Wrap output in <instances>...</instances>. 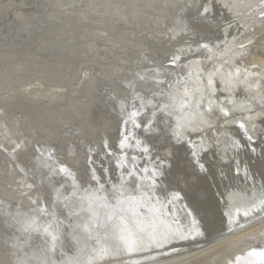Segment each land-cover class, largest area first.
<instances>
[{
    "label": "rangeland",
    "instance_id": "1",
    "mask_svg": "<svg viewBox=\"0 0 264 264\" xmlns=\"http://www.w3.org/2000/svg\"><path fill=\"white\" fill-rule=\"evenodd\" d=\"M129 1L0 0V264H28L29 258L38 256L37 248L39 250L41 243L36 230L52 237V248L57 241L64 245L65 250L56 257L57 261L60 262L65 253L74 254L72 245L65 241L68 239L61 231L56 241V227L52 222L59 220L58 217L62 218L60 224L76 222L59 215L57 206L62 200L57 199V193H70L79 186L78 182L95 186L92 193L96 194L102 186L111 188L122 176L132 189H136V185L146 178L145 184L152 186L150 191H141L149 198L147 205L158 203L160 209L169 214L180 208L184 217L182 220L190 224L189 233L181 236L183 241L194 240L202 227L194 219L189 198L182 189L189 197H194L197 191H210L212 183L219 185L221 193L227 195L226 207L230 203L228 196L233 192H264V187L256 185V179L247 168L250 159L248 153L254 154L251 148L257 147L263 158L254 160L256 164L253 167L260 168L264 174V85L256 90L239 82L250 77L249 82L258 78L264 83V0L256 2L252 9L243 7L247 0ZM208 44L211 47L218 44L221 50L217 52L221 53L212 54ZM176 50L180 51L179 54ZM218 60L222 63L220 66ZM205 68L211 76L209 88L200 86L203 80L199 78L206 76ZM245 69L255 72L245 77ZM232 72L235 74L229 78L232 82L226 85L224 75ZM252 75L256 77L252 79ZM197 79L199 81L195 82ZM194 82L196 86L199 85L195 92L210 91V98H213L208 102L207 96H202L197 101V107H200L193 109L203 114H195L194 111L187 113L186 110L188 107V110L192 109V104L187 105L184 101L188 99L191 102L193 99L187 88L190 86L193 89L190 84ZM211 85L214 92H211ZM172 88L176 89V93ZM181 89L183 92L179 93ZM230 98H235L243 106L235 105L234 101L227 102ZM223 105L227 108H223ZM135 106H148L153 111L149 112L151 116L147 118L143 115L142 122L137 123L139 130L135 129L138 119ZM124 110L132 113L130 119L122 115ZM233 118L241 119L244 123L251 119L253 128L242 131L240 126H234ZM247 134L252 135L255 144L248 145L245 139ZM130 137L136 140L137 147L128 151L126 144L130 142ZM144 141H147L145 146ZM185 141L189 155L181 157L185 152L182 150ZM243 141L247 144V150L245 147L242 149L246 145ZM127 145L130 146L129 143ZM206 148H210L208 155H214V158L206 168V174H203L200 170L204 164L201 156ZM136 149L142 150L147 157L144 160L140 158ZM153 152L169 158L180 156L173 163L171 173L168 163H156L150 159ZM141 160L143 164L135 168ZM62 166L65 168L63 171ZM65 170L73 173L77 180ZM247 176L251 183L247 186L245 182L243 185L248 188L234 187L238 180ZM52 185L55 189L59 187L58 191L56 189L55 192ZM215 201L216 198L208 192L201 207L203 212L210 214L211 224L214 223V213L221 211ZM53 206L56 213H53ZM20 210H26L30 216L38 214L37 223L28 224L24 218L19 222L16 216ZM37 211L42 212L39 214ZM96 217L93 216L91 220L94 221ZM261 219L258 217L246 224ZM135 232L139 233L140 230ZM251 236L243 235L224 242L225 237H222L218 246H211L191 256L186 255L187 252L196 249L167 246L171 238H165L156 247L150 245L152 249L146 245L142 256L119 253L112 257L102 256L94 262L80 261L75 264H215L227 252L250 241ZM29 244L36 245L32 247ZM150 250L154 253L145 254ZM223 251L224 254L221 253ZM36 263H39L37 259L31 264Z\"/></svg>",
    "mask_w": 264,
    "mask_h": 264
},
{
    "label": "bare ground",
    "instance_id": "2",
    "mask_svg": "<svg viewBox=\"0 0 264 264\" xmlns=\"http://www.w3.org/2000/svg\"><path fill=\"white\" fill-rule=\"evenodd\" d=\"M129 1V0H128ZM131 2H140V0H130ZM129 1V2H130ZM197 1V0H196ZM201 1V0H200ZM198 1V2H200ZM210 1V0H209ZM263 0H247L245 5L243 7H249V9L253 8L256 5V2H261ZM173 2V1H172ZM171 2V3H172ZM202 2V1H201ZM204 2V1H203ZM214 2V1H213ZM202 4V3H201ZM229 4V2H228ZM194 5V4H193ZM203 5V4H202ZM207 6V3L205 4ZM210 5V2H209ZM226 5V4H225ZM231 5V4H230ZM230 5H227L231 8ZM190 6V5H189ZM194 7V6H193ZM200 7V5H199ZM222 7V6H221ZM204 8V7H203ZM242 8V6H241ZM240 8V9H241ZM225 9V8H223ZM244 9V10H245ZM248 9V8H247ZM263 9V8H262ZM202 10V9H200ZM227 10V9H226ZM232 10V9H231ZM208 11V10H207ZM220 11V10H219ZM217 12V11H216ZM206 13V12H205ZM220 13V12H219ZM183 15V14H182ZM205 15V14H204ZM186 16V15H185ZM255 16H257V13L255 12ZM232 17V16H231ZM177 18V17H176ZM226 18V17H225ZM224 18V19H225ZM184 19V18H183ZM182 20V19H181ZM212 21V20H211ZM227 21V20H226ZM180 22V21H178ZM184 23V21H182ZM191 22V21H190ZM195 22V21H194ZM213 22V21H212ZM186 23V22H185ZM219 23V22H218ZM181 25V24H180ZM218 25V24H217ZM244 26V25H243ZM214 28V26H213ZM217 30V29H216ZM213 32V31H212ZM190 33V32H189ZM196 34V33H195ZM191 35V34H190ZM206 35V34H205ZM204 35V36H205ZM210 35V34H209ZM172 36V34H171ZM191 37V36H190ZM203 38V36H202ZM173 39V38H172ZM175 39V38H174ZM177 39V38H176ZM201 40V39H200ZM203 40V39H202ZM206 40V37L204 39V41ZM210 40V39H207ZM191 41V40H190ZM203 41V42H204ZM201 41H199L200 43ZM178 43V42H177ZM212 44V43H211ZM241 44V43H240ZM179 45V44H178ZM189 46V44H187ZM215 45V44H214ZM216 46L211 47L208 44V47L210 49V52L212 54L215 55V53L217 52L218 49L221 50L220 47H218V44H216ZM234 47V46H233ZM184 48V47H183ZM185 49V48H184ZM197 49V48H195ZM206 49V48H205ZM208 49V48H207ZM181 50V49H180ZM186 50V49H185ZM184 50V51H185ZM192 50V49H191ZM219 50V51H220ZM177 51V50H176ZM175 51V53H176ZM207 51V50H206ZM205 51V52H206ZM209 51V50H208ZM227 51V50H226ZM230 51V50H229ZM235 51V50H234ZM174 52V51H173ZM172 52V53H173ZM178 52V51H177ZM180 52V51H179ZM178 52V54H179ZM195 52V51H194ZM201 52V51H200ZM204 52V53H205ZM225 52V51H224ZM236 52V51H235ZM184 53V52H183ZM197 53V52H196ZM195 53V54H196ZM209 53V52H207ZM206 53V54H207ZM218 53V52H217ZM221 53V52H220ZM218 53V54H220ZM229 53V52H228ZM162 54V53H161ZM182 54V53H180ZM194 54V55H195ZM198 54V53H197ZM232 54V53H231ZM238 54V52H237ZM193 55V56H194ZM223 55V54H222ZM170 56V55H168ZM201 56V55H200ZM177 57V56H176ZM183 57V56H182ZM204 57V55H203ZM207 57V56H206ZM224 57V56H222ZM226 57V55H225ZM229 56H227L226 58H228ZM202 58V57H201ZM230 58V57H229ZM154 59V58H153ZM187 59V58H186ZM208 59V58H206ZM221 59V58H220ZM234 59V58H233ZM236 59V58H235ZM244 59V58H243ZM242 59V60H243ZM155 60V59H154ZM166 60V59H165ZM174 60V59H173ZM182 60V59H181ZM180 60V61H181ZM188 60V59H187ZM186 60V61H187ZM190 60V58H189ZM200 60V59H199ZM213 60V59H212ZM217 60V59H215ZM214 60V61H215ZM227 60V59H226ZM232 60V59H231ZM171 61V60H170ZM179 61V64H180ZM185 61V62H186ZM244 61V60H243ZM253 61V60H252ZM159 62V61H158ZM157 62V63H158ZM184 62V61H183ZM198 62V60H197ZM161 63V62H160ZM200 64V62H198ZM219 63V60H218ZM232 63V62H231ZM247 63V62H246ZM178 64V63H177ZM181 64H183L181 62ZM188 64V63H186ZM210 64V62H209ZM212 64V63H211ZM222 64V63H221ZM220 63L218 64L219 66L221 65ZM229 64V63H228ZM227 64V65H228ZM208 65V64H207ZM254 65V64H253ZM236 66V65H235ZM242 66V65H241ZM151 67V66H150ZM156 67V66H155ZM171 67V66H170ZM177 67V66H176ZM181 67V66H180ZM183 67V66H182ZM203 67V66H202ZM207 67V66H206ZM224 67V66H223ZM263 67V66H262ZM174 68V67H173ZM173 68H170L171 70ZM208 68V67H207ZM214 68V67H213ZM222 68V67H221ZM225 68V67H224ZM231 68V67H230ZM156 69V68H155ZM160 69V68H159ZM169 69V68H168ZM175 69V68H174ZM173 69V70H174ZM183 69V68H182ZM202 69V68H201ZM200 69V70H201ZM206 69V68H205ZM232 69V68H231ZM241 69V68H240ZM244 69V68H243ZM242 69V71L244 72V70ZM249 69V68H248ZM252 69V68H251ZM157 70V69H156ZM178 70V69H177ZM180 70V69H179ZM208 69H206V72L204 73L206 76L204 78H199L200 80H203L202 86L203 88L205 86H208L209 88V83L211 84V76L209 75L210 72L207 71ZM215 70V69H214ZM230 70V69H229ZM247 69H245V73L244 76L246 77L247 74H252V70L251 71H246ZM170 71V70H169ZM191 71V70H190ZM232 71V70H230ZM241 71V72H242ZM134 72V71H133ZM142 72V71H140ZM146 72V71H145ZM154 72V70H153ZM164 72V71H163ZM171 72V71H170ZM214 72V71H212ZM211 72V73H212ZM216 72V71H215ZM234 72V70H233ZM229 73V75L226 76L224 75V78L226 79V85H229V83L232 82L231 79H229L230 77L234 76V73ZM240 72V73H241ZM257 72V71H256ZM259 72V71H258ZM135 73V72H134ZM173 73V72H172ZM175 73H180V72H176ZM184 73V72H183ZM194 73V72H193ZM225 73V72H224ZM223 73V74H224ZM228 73V72H227ZM130 74V73H129ZM187 74V73H186ZM185 74V75H186ZM196 74V73H195ZM199 74V73H198ZM257 74V73H256ZM135 75V74H134ZM161 74H159L160 76ZM163 75V74H162ZM175 75V74H174ZM177 75V74H176ZM183 75V74H182ZM193 75V74H192ZM200 75V74H199ZM258 75V74H257ZM262 75V74H261ZM258 75V76H261ZM137 76V75H136ZM156 76V75H154ZM153 76V78H154ZM173 76V75H172ZM171 76V77H172ZM194 76V75H193ZM197 76V74L195 75ZM251 76V75H249ZM255 76V75H254ZM254 76L252 75V79L254 78ZM124 77V76H123ZM148 77V76H147ZM176 77V76H175ZM180 76H178L179 78ZM198 77V76H197ZM256 77V76H255ZM138 78V76H137ZM149 78V77H148ZM152 78V77H151ZM161 78V76H160ZM206 78V79H205ZM132 79V78H131ZM130 79V80H131ZM150 79V78H149ZM159 79V78H158ZM182 79V76H181ZM180 79V80H181ZM185 79V78H184ZM199 79L194 80L199 81ZM249 79H251L250 77H248V79L243 78V80L239 81L241 84L245 85L246 87L249 88H256V90L260 87H262V85H264V83L261 80H257L254 82H249ZM160 80V79H159ZM168 80V79H166ZM173 80V79H171ZM234 80V79H233ZM132 81V80H131ZM130 81V82H131ZM140 81V80H139ZM144 81V80H143ZM149 81V80H148ZM154 81V80H153ZM178 81V80H177ZM121 82V81H120ZM134 82V81H133ZM138 82V81H137ZM155 82V81H154ZM170 82V80H169ZM168 82V83H169ZM172 82V81H171ZM192 83L190 84L191 86H193V89H191V87L189 86L187 89H189V91H187L188 93H190L193 99L184 101L185 103L187 102V105L192 104V109H190L188 107L187 113H191V112H195V114H203L202 111H197L198 109H193L195 107L198 106L197 101L201 100L202 96H207V101L209 102L211 99L210 98L211 94L210 91L209 92H195L194 89H196V87H199V85L196 86V84ZM142 83V82H141ZM145 83V82H144ZM153 83V82H152ZM134 84V83H133ZM139 84V83H138ZM162 84V83H161ZM185 84V83H184ZM158 85V84H157ZM143 86V85H142ZM145 87V84H144ZM142 87V88H144ZM176 87V86H175ZM211 92H214V86L211 85ZM105 88V87H104ZM149 88V87H148ZM162 88V87H161ZM166 88V87H165ZM249 88V89H250ZM175 89V88H172ZM191 89V90H190ZM105 90V89H104ZM107 90V89H106ZM184 90V89H183ZM103 91V90H102ZM135 91V90H134ZM173 91V90H172ZM179 91V90H178ZM113 92V91H112ZM130 92V91H129ZM176 93V89L173 91ZM182 89L179 91V93H182ZM258 92H260L258 90ZM120 93V92H119ZM146 93V92H145ZM157 93V92H156ZM193 93H196L195 95ZM252 93V92H251ZM255 93V91H254ZM132 94V93H131ZM141 94V93H140ZM139 94V95H140ZM103 95V94H102ZM134 95V94H133ZM150 95V94H149ZM187 95V94H186ZM188 96V95H187ZM259 96V95H258ZM107 97V96H106ZM117 97V96H116ZM137 97V96H136ZM141 97V96H140ZM148 97V96H147ZM110 98V97H109ZM139 98V97H138ZM149 98V97H148ZM128 99V98H127ZM166 99V98H165ZM235 98H230V100H228L227 102H231L234 101L235 105L237 106H243V104H241V102H236L234 100ZM250 99V98H249ZM248 99V100H249ZM136 100V99H135ZM145 100V99H144ZM93 101V100H92ZM125 101V100H124ZM148 101V99H147ZM163 101V99H162ZM183 101V100H182ZM95 102V101H94ZM111 102V101H110ZM93 103V102H92ZM138 103V102H137ZM232 103V102H231ZM233 103V104H234ZM118 104V103H117ZM143 104V103H142ZM104 105V104H103ZM185 105V104H184ZM186 105V106H187ZM202 105V104H200ZM227 105V103H226ZM101 106V105H100ZM142 106V105H141ZM183 106V105H182ZM148 107V106H147ZM200 107V106H199ZM197 107V108H199ZM203 107V106H202ZM225 107V109L227 108L225 105H223V108ZM179 108V106H178ZM96 109V108H95ZM119 109V108H118ZM97 110V109H96ZM127 110V109H126ZM126 110L122 111V115H124V117H130L132 116L131 112H127ZM181 110V109H179ZM185 110V111H186ZM184 111V112H185ZM138 112V111H137ZM193 112V113H194ZM177 113V112H176ZM179 113V112H178ZM108 114V113H107ZM136 114V113H135ZM180 114V113H179ZM186 114V113H185ZM100 115V114H99ZM91 116V115H90ZM151 116V115H150ZM136 117V116H135ZM134 117V118H135ZM189 117V116H188ZM190 118V117H189ZM100 119V118H99ZM105 119V118H104ZM130 119V118H129ZM128 119V120H129ZM255 119V118H254ZM127 120V119H126ZM256 120V119H255ZM130 122V121H129ZM124 123V122H123ZM180 124V122H178ZM232 123H234L235 125L240 126V129L242 131H250L253 128L252 125V121L251 119H249L246 123L242 122L241 119L238 118H233L232 119ZM130 124V123H129ZM145 124V123H144ZM89 125V124H88ZM143 125V124H142ZM146 126V125H145ZM178 126V125H177ZM255 126V125H254ZM94 127V126H93ZM148 127V126H147ZM151 127V126H149ZM67 128V127H66ZM97 128V127H96ZM116 128V127H115ZM256 128V127H255ZM126 129V128H125ZM143 129V128H142ZM148 129V128H146ZM177 129V128H176ZM65 130V129H64ZM98 130V129H97ZM150 130V129H149ZM256 130V129H255ZM132 131V130H131ZM167 131V130H166ZM92 132V131H91ZM101 132V131H100ZM112 132V131H111ZM121 132V131H120ZM133 132V131H132ZM145 132V131H144ZM150 132V131H149ZM170 132V131H168ZM124 133V132H123ZM135 133V131H134ZM106 134V133H105ZM122 134V133H120ZM137 134V132H136ZM239 134V133H238ZM94 135V134H93ZM96 135V134H95ZM130 134H128L127 136H129ZM141 135V134H139ZM73 136V135H72ZM124 137V134L122 135ZM187 136V135H186ZM133 137V136H132ZM135 137V136H134ZM143 138V136H141ZM208 137V136H207ZM79 138V137H78ZM122 138V137H121ZM131 138V137H130ZM137 138V136H136ZM140 138V136L138 137ZM141 138V140H143ZM82 139V138H81ZM208 139V138H207ZM34 140V139H33ZM96 140V139H95ZM121 140V139H120ZM124 140V139H123ZM235 140V139H234ZM237 140V139H236ZM129 141V140H128ZM138 141V139H137ZM37 142V141H36ZM127 142V141H126ZM136 142V140H135ZM194 142V141H193ZM208 142V141H207ZM83 143V142H82ZM118 143V142H117ZM139 143L141 144V141H139ZM151 143V142H150ZM237 143V142H236ZM145 144H147V141L145 143H143V145L145 146ZM235 144V143H234ZM239 144V143H237ZM48 145V144H47ZM46 145V146H47ZM142 145V144H141ZM140 145V146H141ZM208 145V144H207ZM37 146V145H36ZM45 146V145H44ZM111 146V145H110ZM139 146V145H138ZM139 146V147H140ZM143 146V147H144ZM149 149V146L146 145ZM233 146V144H232ZM142 147V148H143ZM146 147V150H147ZM56 148V147H55ZM81 148V147H80ZM135 148V147H134ZM141 148V149H142ZM235 149V147H233ZM30 149V148H29ZM207 149V148H206ZM79 150V149H78ZM144 150V149H142ZM203 150V149H202ZM241 150V149H240ZM40 151V150H39ZM146 152V151H145ZM36 154V153H34ZM119 154V153H118ZM148 154H150L148 152ZM210 154V153H209ZM124 156V155H123ZM126 156V155H125ZM164 156H166L164 154ZM39 158V157H38ZM47 158V157H46ZM132 158V157H130ZM39 160V159H38ZM37 160V162H38ZM48 161V160H47ZM56 161V160H55ZM132 161V160H131ZM131 163V162H130ZM47 164V163H46ZM52 164V163H51ZM50 164V165H51ZM198 164V163H197ZM38 165V164H37ZM125 164H123L124 166ZM154 166V165H153ZM37 167V166H36ZM64 166H62L61 171H63ZM121 167V166H120ZM126 167V165L124 166ZM33 168V167H32ZM70 168V167H69ZM166 168V166H165ZM47 169V168H46ZM131 169V168H130ZM163 169V168H162ZM34 170V169H33ZM32 170V171H33ZM88 170V169H87ZM66 171V170H65ZM47 172V171H46ZM60 172V171H59ZM68 175L72 176L74 179V174L70 171H66ZM163 172V171H162ZM35 173V172H34ZM128 173V172H127ZM134 173V172H133ZM132 173V174H133ZM136 173V172H135ZM33 174V173H32ZM47 174V173H46ZM64 174V173H63ZM130 174V173H129ZM57 176V175H56ZM59 176V175H58ZM129 176V175H128ZM34 177V176H33ZM36 177V176H35ZM139 177V176H138ZM129 178V177H128ZM158 178V177H157ZM163 178V177H162ZM37 179V177H36ZM125 178H123V176L121 177V179L118 181V183H114L112 185V187L110 188V186L108 187H104L102 186L101 191L96 192V194L92 193V191H94L92 188L95 187L92 185H81L78 181L79 186L72 189L70 193L65 192L61 193L62 191H59L60 193H57V199H61L62 200V205L65 206L67 208V210L71 211L72 213V209L73 212H77L74 215V221L72 224H68V222H62V226H66V227H70L69 229V233L73 234V237L75 238V240L77 241V244L75 246L78 247L77 250H75L74 254H66L65 253V257L59 262L57 261L54 257V248H52V237L45 235L44 236V240L41 243L39 250L37 247V251H38V256H35V258L31 257L28 260V264H31L32 261L35 262L36 259L39 262L38 264H75L76 262H80V261H92L94 262V260L99 259L100 257L102 258V256H111L112 255H118L119 253H123V254H127L129 255V253H134L133 256L134 257H138V256H142L141 254H143L144 252V248L146 247V245L148 246H153L156 247L157 244H159V242L166 240L167 238H171L168 245L171 246H177V247H181L179 244L181 243L182 238L181 236H186L188 232V228L189 225L187 220H182L183 214L181 213V209L177 208L176 212H173L172 214H169V212H167L164 209H160L159 204L155 203L152 205H147V201L149 198H147L148 196L145 194H141V191L144 193L145 191H150L152 188V186L150 185V183H146L145 184V179L143 178L142 181L144 180V182L139 183L138 185H136V189H132V186H130V183H127L126 180H124ZM43 180V178L41 179ZM55 180V179H54ZM58 180V179H57ZM67 180V179H66ZM77 180V178L75 179V181ZM153 180V179H152ZM93 181V180H92ZM64 183V182H63ZM38 184V183H37ZM45 184V183H44ZM50 184V183H49ZM58 184V183H57ZM100 185V184H99ZM159 186V185H158ZM163 186V185H162ZM248 186V185H247ZM45 187V186H44ZM55 187V186H54ZM53 187L52 185V189H54V191L59 188L56 187V189ZM69 187V186H68ZM168 187V186H167ZM49 188V187H48ZM180 188V187H179ZM51 189V191H52ZM145 189V190H143ZM147 189V190H146ZM173 189V188H172ZM64 190V189H63ZM235 190V189H234ZM58 191V189H57ZM182 191V190H181ZM180 191V192H181ZM56 192V191H55ZM135 192H138L140 194H134ZM182 193V192H181ZM93 194V195H92ZM54 195V193H53ZM162 195V194H161ZM56 196V194H55ZM227 196V195H226ZM53 197V196H52ZM229 198V206L226 207L223 211H218V213H214L215 214V218H214V223H212V225L210 226V229L212 231H221V230H227L228 228H231L234 226V224H236V222L238 223H242L243 225H245L243 228L237 229L235 232L230 233V235H226L224 236L225 239H223V242L226 241L227 239H233L235 240V238H240L243 235H247V236H251L250 237V241H248L246 244H243L242 246H240L239 248H237L234 251H230V253L227 252L226 255L223 256V258L219 261V262H213L215 264H264V260L261 259V256L259 255V253L264 252V192L263 191H253L249 194H244V193H231L228 196ZM58 199V200H59ZM185 199V198H184ZM83 202L84 201V206H79L78 207V202ZM37 202V201H36ZM54 202V200H53ZM116 203V204H113ZM35 204V203H34ZM41 204V203H40ZM44 204V203H43ZM56 204V203H55ZM37 205V204H36ZM39 205V204H38ZM47 205V204H46ZM52 205V204H51ZM114 205V206H113ZM41 206V205H40ZM43 206V205H42ZM57 206V204H56ZM32 207V206H31ZM47 207V206H45ZM54 207V206H53ZM58 207V206H57ZM178 207V206H177ZM205 207V206H204ZM34 208V207H33ZM42 208V207H40ZM39 208V209H40ZM55 208V207H54ZM72 208V209H71ZM58 209V208H57ZM179 209V210H178ZM18 210V209H17ZM43 210V209H42ZM53 210V209H52ZM208 210V209H207ZM26 210H20L19 212H17L18 214H20V219L24 218L26 220V222L28 224H36L37 222V218L39 217L38 214H36L35 216L33 214H31L32 216H30V214H28V212H25ZM44 211V210H43ZM32 212V211H31ZM38 212V211H37ZM42 212V211H40ZM40 212H38L40 214ZM56 213V208L53 210V213ZM59 212V211H58ZM48 213V212H47ZM29 215V216H28ZM28 216V217H27ZM48 216V214H47ZM59 216V215H58ZM63 216L68 217L66 214H63ZM93 216H98L96 217V219L94 221H92L91 219L93 218ZM52 217V216H51ZM258 217H261V220H257L255 222H252L251 224H246L249 223L251 221H254L255 219H257ZM17 218V216H16ZM42 218V217H41ZM64 218V217H63ZM52 219V218H49ZM66 219V218H65ZM195 219V217H194ZM45 220V219H43ZM43 222V221H42ZM240 224V225H242ZM140 230L139 233H136L135 230ZM19 230V229H18ZM15 232V231H14ZM18 234V233H16ZM208 233L206 232L204 234V230L201 228L200 231H198V235L195 236L193 239H202L204 238ZM28 236V234H26ZM30 236V235H29ZM28 236V237H29ZM39 237V235H37ZM182 236V237H183ZM15 237V236H14ZM36 237V235H34V238ZM223 237V238H224ZM33 238V237H32ZM31 238V239H32ZM166 238V239H165ZM244 238V237H242ZM241 238V239H242ZM65 239V238H64ZM219 239H215L212 241H209L207 244L203 245V247L199 248L201 250H194V251H190L187 252L186 255H195L198 254L200 252L205 251L206 249H209V247L211 246H218V243L221 241ZM248 239V238H247ZM60 240V239H59ZM149 240H154V241H150L151 244H149L150 242H148ZM192 241V239H190ZM190 240H186V241H190ZM240 240V239H239ZM29 241V240H27ZM40 241V240H38ZM68 241V240H65ZM237 241V240H236ZM36 242V241H35ZM59 244V249L60 250H65V248L61 245L62 243L60 241H58ZM221 242V243H223ZM216 243V244H215ZM228 243V242H226ZM235 243V242H234ZM16 244V243H15ZM33 244V243H32ZM37 244V243H36ZM34 244V245H36ZM79 244V245H78ZM85 245V249L83 250V247ZM199 244H202L199 243ZM30 246H32L31 244H29ZM34 245L32 247H34ZM162 245V244H161ZM163 245L166 246V243ZM162 245V247H163ZM193 245V244H192ZM191 245V246H192ZM237 245V244H236ZM235 245V246H236ZM20 246V245H19ZM28 246V244L26 245ZM38 246V245H37ZM148 246V248H149ZM150 246V249H152V247ZM164 246V247H165ZM166 246V247H167ZM189 246H182L184 249L189 248V250H193L190 249L191 247ZM220 246V245H219ZM223 246V245H222ZM225 246V245H224ZM233 246V245H232ZM21 247V246H20ZM220 248V247H219ZM226 248V247H224ZM262 248V250H260ZM75 249V248H74ZM215 249V248H213ZM218 249V248H217ZM216 249V250H217ZM21 250V249H20ZM19 250V251H20ZM59 250V251H60ZM70 251V250H69ZM255 252L257 253L256 255H253L252 253ZM150 253H154V251L150 250L148 252H146L145 254H150ZM215 253V252H214ZM222 254H224L225 252H221ZM122 254V255H123ZM144 254V255H145ZM202 254V253H201ZM209 254V252H208ZM219 254V253H218ZM24 255V254H23ZM131 255V254H130ZM129 255V256H130ZM213 255V254H212ZM127 256V255H126ZM205 256V255H204ZM210 256V254H209ZM185 257V256H184ZM206 257V256H205ZM14 258V257H13ZM25 258V257H24ZM27 258V257H26ZM52 259V261H50L49 259ZM191 258V257H190ZM197 258V257H196ZM204 258V257H202ZM201 258V259H202ZM208 258V256L206 257ZM204 258V260L206 259ZM212 258V257H211ZM15 259V258H14ZM28 259V258H27ZM35 259V261H34ZM179 259H181L179 257ZM185 259H188L185 257ZM193 259V258H192ZM191 259V260H192ZM210 259V258H209ZM220 259V258H219ZM19 261V260H18ZM184 261V260H182ZM190 261V260H187ZM211 261V259H210ZM218 261V260H217ZM207 262V261H205ZM20 263V262H19ZM88 263V262H87ZM179 263V262H178ZM181 263V262H180ZM179 263V264H180ZM190 263V262H189ZM195 263V262H194ZM210 263V262H209ZM37 264V263H36ZM80 264V263H78ZM86 264V263H85ZM185 264V262L183 263ZM188 264V263H187ZM208 264V263H206Z\"/></svg>",
    "mask_w": 264,
    "mask_h": 264
},
{
    "label": "water",
    "instance_id": "3",
    "mask_svg": "<svg viewBox=\"0 0 264 264\" xmlns=\"http://www.w3.org/2000/svg\"><path fill=\"white\" fill-rule=\"evenodd\" d=\"M135 108H137V110H138V115H137V121H136V125H135V129L136 130H139V125L137 124V123H141L142 122V118H144V117H149L150 116V114H149V112L151 113H153V111H152V109H149V108H147V107H143V108H141L140 106H139V108H138V106H135ZM157 113V111L156 112H154V114H156ZM143 115H144V117H143ZM236 128L238 127V125H234ZM246 136H248V137H245V139L247 140L246 142H248V145L249 146H251V144H255V140L253 139V137H252V135H246ZM249 137L251 138V139H249ZM128 139H130V142H128L129 144H130V146H128L127 144H126V149L128 150V151H131L134 147L136 148L137 147V144L135 143V140L134 139H131V138H128ZM245 141H243V143H244ZM132 144V145H131ZM184 148H182V150L184 149V153L183 154H181V157H183V156H188L189 155V153L187 152V150H186V141L184 142ZM244 144H246V143H244ZM247 146V144L246 145H244V146H242V149H243V147H245V150H247V148L248 147H246ZM209 147V146H208ZM251 148V147H250ZM253 148H251V150H252ZM255 149V153L253 154V153H251V155L248 153V155H249V157H250V159H249V165L247 164V168H248V172L249 173H252L253 174V176H254V178L256 179V185L257 186H259L260 188H262V187H264V174L263 173H261V170H260V168L259 169H255L253 166L256 164H254V160H258L259 158H260V160L263 158L262 157V152L260 151V149H257V147H255L254 148ZM208 150L210 151V148L208 149L207 148V150H203V153H202V155L203 156H201V159H202V161L204 162V164H203V166H204V168L203 169H200V170H202V173L203 174H206V168H208V165L210 164V162L211 161H213V158H214V155L213 156H209L208 154ZM135 151H137L138 152V154L140 155V158H143V160H144V158H146L147 156H145V154H142V150H138V149H136ZM253 151V150H252ZM179 158L180 156H178V155H173L172 156V158H169V157H167V156H157V155H155V153L153 152L152 153V155L150 156V159L152 160H154L156 163H159V162H165V164H169V170H170V173H171V171H172V167H173V163L175 162V160H176V158ZM143 160H141V161H139V163H138V165H135V168H136V166H139V165H142L143 164ZM167 164V165H168ZM251 165V166H250ZM139 170V169H138ZM168 173V172H167ZM170 173H168V174H170ZM236 174H238V173H236ZM240 176H238V178H239ZM241 181H242V183H241ZM246 182V185H248L249 183H251V180H250V178L247 176V177H245V178H243L242 177V180H238L237 181V185L235 184L234 185V187H236V186H241L240 188H243V189H246V188H248L246 185H243V183H245ZM242 184V185H241ZM74 185V184H73ZM76 185V184H75ZM230 189V188H229ZM183 190V194L185 193V196L186 197H188L189 198V204H190V206L192 207V213L194 214V217L196 218V220L198 221V223H199V225L202 227V229L204 230V234L207 232L208 234L204 237V238H202V239H196V240H190V241H181V243L179 244L181 247L182 246H191L192 244V247H190V248H192V249H197V248H200L201 246H203L204 244H206V243H208L209 241H212V240H215L216 238H222V237H224L225 235H228V234H230V233H233V232H235L237 229H240V228H243L245 225H243L242 223H238V222H236V224H234V226L233 227H231V228H228L227 230L225 229V230H221V231H212L211 229H210V226L212 225L211 223H209V217L211 218V216H210V214L208 213V212H203L204 210H202V204H204V199L207 197V193L209 192L211 195H213V197L214 198H216V206H218L219 207V209H221L222 211L224 210V208L226 207V205H227V199H226V193L224 192V193H221V189H220V187H219V185H215V184H213L212 183V185H211V188H210V191H208L207 192V190L205 189V190H203V191H197V193H196V195L194 196V197H189V195L185 192V190L184 189H182ZM227 191H228V189H227ZM78 204V207L79 206H84V201L83 202H78L77 203ZM72 209V208H71ZM58 210H59V215L60 216H62L63 214H66L67 216H68V219L72 222L73 220H74V215L77 213V212H73V209H72V213H69L68 212V210H67V208L65 207V206H63L62 205V201H60L59 202V204H58ZM263 216H264V213H263ZM57 218V217H56ZM57 219H59V220H57V221H54V223L52 222V225H53V227L55 228L56 227V229H54V230H56L55 232H56V241H57V238L60 236L59 235V231H61V234L66 238V239H68V241H69V243L72 245V248H71V250L73 251V253H75V250H77L78 249V247L77 246H75L76 244H77V241L75 240V238L73 237V234L72 233H69L70 231H69V229H70V227H66L65 225L64 226H62L61 224H60V222L62 221V218H60V217H58ZM207 219H208V223H207ZM17 220L19 221V222H21V219H20V214H18L17 215ZM58 223H59V225L60 226H58ZM240 224H242V225H240ZM60 229H63V230H60ZM35 231V230H34ZM35 233L38 235L39 234V237H38V239L40 240V243H42L43 242V240H44V236H45V234H46V232H45V234H42V232L41 231H38V230H36L35 231ZM44 235V236H43ZM59 235V236H58ZM202 242V244H199V243H201ZM57 243L59 244V242L57 241ZM55 244V246H54V252H53V254H54V258L56 259V257L58 256V255H60L61 254V252H62V250H60L59 249V246H58V244ZM79 245V244H78ZM178 246V245H177ZM75 248V249H74ZM60 250V251H59ZM173 250V249H172ZM260 250H262V248L260 249ZM174 251H176L177 252V250H174ZM179 251H181V250H179ZM171 252H173V251H171ZM128 254V253H127ZM163 254H165L164 252H163ZM64 257H65V254H64ZM63 257V258H64ZM52 259L53 258H51V259H49L50 261H52Z\"/></svg>",
    "mask_w": 264,
    "mask_h": 264
},
{
    "label": "snow or ice",
    "instance_id": "4",
    "mask_svg": "<svg viewBox=\"0 0 264 264\" xmlns=\"http://www.w3.org/2000/svg\"><path fill=\"white\" fill-rule=\"evenodd\" d=\"M205 11H207V10H205ZM249 139H251V138L249 137ZM252 150L255 151L254 148H253ZM200 167H201V169L204 168L203 165H201ZM153 171H155V169H153ZM237 171H239V169H237ZM160 175H163V173H160ZM252 254H253V255H256L257 253L253 252ZM259 255L261 256V259L264 260V252L259 253Z\"/></svg>",
    "mask_w": 264,
    "mask_h": 264
}]
</instances>
